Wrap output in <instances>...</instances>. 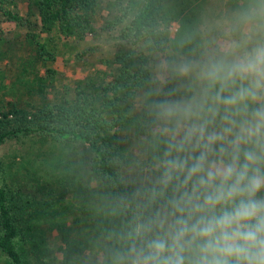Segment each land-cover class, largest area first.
I'll use <instances>...</instances> for the list:
<instances>
[{"label": "trees", "instance_id": "1", "mask_svg": "<svg viewBox=\"0 0 264 264\" xmlns=\"http://www.w3.org/2000/svg\"><path fill=\"white\" fill-rule=\"evenodd\" d=\"M190 1L0 0V145L28 139L36 163L28 170V158L0 157V264H120L133 209L119 201L141 179L134 161L146 148L145 94L155 87L157 51L174 60L204 44L207 27ZM256 3L230 0L228 22L214 30L228 38ZM53 32L90 37V51L95 40L108 46L85 60L75 42L59 44ZM71 55L81 66L75 77L57 67ZM61 143L73 146L66 160L62 154L58 189L47 167L62 164ZM74 189L85 195L77 202Z\"/></svg>", "mask_w": 264, "mask_h": 264}, {"label": "clouds", "instance_id": "2", "mask_svg": "<svg viewBox=\"0 0 264 264\" xmlns=\"http://www.w3.org/2000/svg\"><path fill=\"white\" fill-rule=\"evenodd\" d=\"M238 25L155 70L120 264H264V0Z\"/></svg>", "mask_w": 264, "mask_h": 264}, {"label": "rangeland", "instance_id": "3", "mask_svg": "<svg viewBox=\"0 0 264 264\" xmlns=\"http://www.w3.org/2000/svg\"><path fill=\"white\" fill-rule=\"evenodd\" d=\"M230 0H191L189 3V7H192L196 13L197 16V20L199 21L200 26L203 27H207L206 29H204L202 31V42L205 44L208 41H217V42H223L225 39L227 38H223L221 37L218 33V30H214V26L216 27L217 25L220 27H224L226 25V23L228 22V18L226 16V4L229 2ZM11 24L10 23H2L1 24V28L3 27V29H8L10 28ZM178 27V23L176 21H173L170 25V31L171 34H173V32L177 29ZM6 33V32H5ZM54 33V38L59 42V44L65 43V44H73V42L76 43L77 45V52H85L83 54L82 59H92V53H96V51H99V46L104 48L107 47L108 45L104 42V40H95V48L90 51L91 47H92V42L90 41V37L88 39H84V40H80V41H76L75 39H73L72 37H63L62 35L53 32ZM86 50H89L86 51ZM90 53V54H89ZM157 54L159 55V63L158 65L161 63L162 60H165L163 55H161V51H157ZM91 55V56H90ZM72 58L71 60H69L66 64L61 63L62 61H58V68L62 71H64L65 74L69 75V76H76L75 73H73V70H76L77 72L81 69L80 64L75 63L76 61V57H74L73 55H71ZM157 65V66H158ZM157 66H155L153 68L154 73L155 70L157 68ZM74 68V69H72ZM30 142L28 139L24 140V142H17L15 140H10V141H6L5 143H2L0 145V157H4L5 159L8 158H12L13 156L17 157V159L19 160H23L24 158H28L30 163L28 164V170H30L31 167H34V165L36 164L35 162L32 161V159H34L35 154L34 151L30 152ZM37 146V145H36ZM35 146V147H36ZM70 146H73L72 144ZM69 145H66L65 143H61L59 144L58 148H57V157L59 156V162H61L62 159V154L64 152V156H63V160H66V151H69L70 148ZM20 151H23L22 156H18L20 153ZM28 150V151H26ZM35 150V149H34ZM73 151H75V149H72ZM54 153V151H53ZM62 160V164H59V166L55 167L53 165H50L49 167H47L48 170L51 169L52 171V175L54 176V182H55V186H57V188H60V182L59 179L62 175V170L61 167L66 165V161ZM56 161H54V164ZM26 168H24V171H26L27 173L32 174L33 172L28 171ZM94 180H90L89 184L93 185ZM66 186V184H65ZM79 190H72L69 192V197L71 195L72 196V200L73 202H77L79 200V198H81L82 196L85 195H80L83 192ZM88 209L91 211L93 210V206L92 204L94 202V199H89L88 200ZM89 264V263H88Z\"/></svg>", "mask_w": 264, "mask_h": 264}]
</instances>
